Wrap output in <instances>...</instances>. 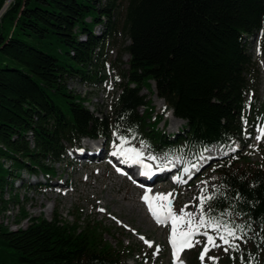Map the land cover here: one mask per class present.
<instances>
[{
	"label": "trees",
	"instance_id": "trees-1",
	"mask_svg": "<svg viewBox=\"0 0 264 264\" xmlns=\"http://www.w3.org/2000/svg\"><path fill=\"white\" fill-rule=\"evenodd\" d=\"M7 1L0 0V12ZM120 37L128 42L127 69L119 57L111 64L119 95L111 114L99 118L67 87L101 84L105 47ZM254 37L264 55V0H12L0 14V212L9 182L22 171L52 176L83 139L123 136L188 163L215 146L230 159L213 169L209 192L222 186L223 195L209 204L215 215L230 211L222 218L251 225L240 250H229L222 264H264V169L230 157L233 144L243 147L257 126L251 116L259 107L264 113L250 81ZM151 82L164 104L159 113L141 95ZM167 111L185 122L182 132L159 130ZM29 220L15 231L0 223V264H127L131 255L112 247L96 226Z\"/></svg>",
	"mask_w": 264,
	"mask_h": 264
},
{
	"label": "rangeland",
	"instance_id": "rangeland-1",
	"mask_svg": "<svg viewBox=\"0 0 264 264\" xmlns=\"http://www.w3.org/2000/svg\"><path fill=\"white\" fill-rule=\"evenodd\" d=\"M124 6L123 3H120V9H123ZM90 16L95 17V13L92 12ZM95 31L98 35L101 33L100 28H96ZM26 40L34 46L39 45L33 38ZM127 43V40L120 37L105 47L107 69L103 81L98 86L99 89L92 90L73 82H70V87H68L69 90L71 89L80 98H83L84 106L99 118L111 114L114 101L119 94V82H116V74L110 66L119 57L123 64L121 69H127L126 64L129 58L123 51ZM257 46L258 38L248 39V53L254 62V78L250 80L251 88L263 106L264 55L261 54ZM51 49L53 55H59L58 52L61 50L56 43L51 45ZM79 69L81 70V68ZM150 84L151 90L149 92L143 90L141 95L151 102L156 113L162 112L163 101L156 97L154 85L152 82ZM260 111L261 107H259L258 113L251 116V119L257 120V126L252 134L247 137L243 147H238L236 143L233 144L232 149L234 151L231 149L230 153L234 152L235 154L230 157L243 156L242 163L244 165H248L250 168L260 167L264 169V140L261 142L256 140L257 128L264 125V113ZM139 114H141V109H139ZM184 124V121L174 118L171 112L167 111L164 113L163 121L158 125V128L164 130L166 135L172 136V134L182 132ZM99 143H104L103 145L107 150L106 158L94 162L89 160L83 162L76 158L75 152L79 151L78 149L82 148L83 150L86 144L95 149ZM129 143L138 146L131 141H127L124 146ZM114 144H120V140L118 138L116 140L110 138L96 141L83 139L78 147L68 148L65 160L54 165L52 176L44 177L38 171L31 175L22 171L18 178L9 182V184L12 183V186L8 185L4 189L3 199L7 200V204L5 209L0 212L2 226L15 231L27 228L31 223L29 219L50 222L54 217L63 224L78 226L79 228L89 224L91 228L96 226L97 232L112 247L117 250L123 249L124 252L131 254L127 259V264H173L172 248L169 245L171 223L158 225L153 222L142 202V193L137 191L127 180L116 176L109 165H106L108 164V149H115ZM207 153H203L200 158L206 156ZM220 155L227 157L229 153L223 151ZM227 158L211 160L190 182V188H186V183L172 185L168 181L159 182L155 186L161 187L159 193L174 194L172 198L173 210L177 214L185 205H189L188 211H195V205L199 201L194 198L199 195L200 188L204 187L201 181H207L208 188L211 187L213 185L212 180L215 178L214 167L217 163L225 162ZM183 162L188 164L186 160ZM3 165L8 171L14 172L10 162L3 163ZM183 179L186 180V178ZM10 188L12 189L10 190ZM100 209H104V211H100ZM22 210L26 214L25 217L21 216ZM141 236L154 242L153 247L146 245L140 239ZM196 239L204 240L205 238L198 236ZM217 242L219 243V241ZM234 242L240 246L242 244V241ZM156 245H159L160 251L154 255ZM201 251L202 245L185 249L179 254L178 264L179 262L202 264L200 260ZM228 252H225L223 247L213 248L208 256L218 257L216 264H222ZM204 264H212V261L206 257Z\"/></svg>",
	"mask_w": 264,
	"mask_h": 264
},
{
	"label": "snow or ice",
	"instance_id": "snow-or-ice-1",
	"mask_svg": "<svg viewBox=\"0 0 264 264\" xmlns=\"http://www.w3.org/2000/svg\"><path fill=\"white\" fill-rule=\"evenodd\" d=\"M246 123V122H245ZM256 140H264V125L257 128ZM116 136V133H113ZM120 140V144H114L115 151L111 154L113 156L127 157L132 163L141 162V153L134 148H124V144L127 143L123 136L117 137ZM143 143V142H141ZM234 151V149H232ZM155 159V157H149ZM147 167V166H145ZM119 172L120 169L117 168ZM187 172V169H185ZM147 175L148 173L143 172ZM191 179V176L188 177ZM174 183H187L183 177H174ZM204 187L200 188V193L194 199L199 203L195 205V211H188L189 205H185L179 210L177 214L173 210V193H157L156 195H149L151 189H146L142 201L146 204L148 212L153 217L154 221L158 225H167L171 223L169 232V245L172 248L173 264H178L179 254L185 249L195 247L196 245H202V251L200 253V260L202 264L205 262V258L212 261V264H216L218 257L208 256V253L213 248L223 247L225 252L229 250L239 251L240 245L234 241H243L247 236V230H251V225L238 224L234 220H225L222 217L231 216L232 212L223 211L219 216L215 215L212 206L209 202L222 196L223 192L221 187L213 186V191L209 192L208 182L201 181ZM236 200L242 199L241 194L237 193ZM207 205V207H206ZM234 207V205L232 206ZM104 211V209H100ZM236 215H241L237 213ZM247 227V230H246ZM204 237V240L196 239V237ZM140 239L144 241L149 247H153L152 241H148L145 237L141 236ZM219 241V243L217 242ZM160 251L159 245L155 246L154 255ZM183 264V262H179Z\"/></svg>",
	"mask_w": 264,
	"mask_h": 264
},
{
	"label": "bare ground",
	"instance_id": "bare-ground-1",
	"mask_svg": "<svg viewBox=\"0 0 264 264\" xmlns=\"http://www.w3.org/2000/svg\"><path fill=\"white\" fill-rule=\"evenodd\" d=\"M101 32V31H100ZM70 82L69 81V86L70 87ZM76 85H79L77 83H74ZM82 86H85V85H82ZM67 87V88H68ZM87 87V86H86ZM89 88V87H88ZM89 89H99L98 86L95 87V88H92L90 87ZM69 90V89H68ZM77 95V94H76ZM118 96V95H117ZM83 99V98H82ZM92 146H88L87 144L85 145L84 149L80 151L79 155H77V158H79L80 160H82L84 162V160H89V161H92L94 162L95 160L96 161H100L102 159L105 158V153H106V148L104 147L103 143H99L98 145H96V148L95 149H92L91 148ZM104 148V149H103ZM89 153H92L89 155ZM218 156L217 154H215L213 152V150H210L206 156H203L202 158H200V160H198V163L196 165V169H198V173L204 168V163L206 161H208L209 159H213V157H216ZM211 161V160H209ZM203 167V168H202ZM150 183H155L156 180L154 178H147ZM165 181V179H163ZM163 181V182H164ZM156 185V184H155ZM161 187H158V190L160 191ZM143 202V201H142ZM145 210V209H144ZM146 213V212H145Z\"/></svg>",
	"mask_w": 264,
	"mask_h": 264
},
{
	"label": "water",
	"instance_id": "water-1",
	"mask_svg": "<svg viewBox=\"0 0 264 264\" xmlns=\"http://www.w3.org/2000/svg\"><path fill=\"white\" fill-rule=\"evenodd\" d=\"M10 1H12V0H9V1L6 2V4H5L4 7L2 8L0 14L5 10L6 6L10 3Z\"/></svg>",
	"mask_w": 264,
	"mask_h": 264
}]
</instances>
